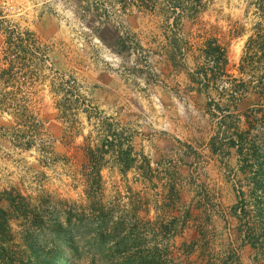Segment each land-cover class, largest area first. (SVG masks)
I'll list each match as a JSON object with an SVG mask.
<instances>
[{
  "label": "rangeland",
  "instance_id": "374dc122",
  "mask_svg": "<svg viewBox=\"0 0 264 264\" xmlns=\"http://www.w3.org/2000/svg\"><path fill=\"white\" fill-rule=\"evenodd\" d=\"M250 1L205 0L194 19L171 30L151 0H0V192L15 189L35 203L49 197L60 206L84 204L89 148L99 155L104 141V200L126 225L116 231L110 223L114 235H130L135 212L152 222L169 219L165 194L172 185L185 203L194 190L214 202L228 187L222 158L209 147L215 121L188 78L195 63L190 50L216 39L235 74L256 21ZM119 141L132 146L136 160L124 174L113 163ZM230 200L228 190L221 201ZM76 225L65 257L99 264L93 236ZM145 235L142 244H151L152 234ZM196 236L190 221L176 243ZM240 253L251 264L249 248Z\"/></svg>",
  "mask_w": 264,
  "mask_h": 264
},
{
  "label": "trees",
  "instance_id": "16d2710c",
  "mask_svg": "<svg viewBox=\"0 0 264 264\" xmlns=\"http://www.w3.org/2000/svg\"><path fill=\"white\" fill-rule=\"evenodd\" d=\"M151 1L154 12L163 16L171 30H176L183 18L192 20L197 16L205 0ZM250 4L256 21L235 74L227 69L226 47L216 39H207L196 52L190 50L195 63L188 78L196 92L205 97L204 109L215 121L209 147L222 158L224 183L232 200L222 203L227 192L224 190L218 192L214 202L207 194L194 190L189 203H185L172 185L165 194L171 208L169 219L152 222L139 218L135 212L138 222L134 218L130 221V235H114L109 230L110 223L114 222L116 231H125L126 225L120 216L113 219L115 208L104 200L103 141L97 148L99 155L89 148L91 156L83 174L84 204L60 206L59 201L53 202L49 197L35 203L15 189L0 192V264H70L63 249L71 245L78 223L93 236L99 249V264H188L193 258H199L197 264H244L240 252L246 246L251 251V264H264V0H251ZM18 36V42L26 47L27 38ZM177 45L176 51L183 54ZM241 102H245L242 108ZM110 125L106 122V127ZM107 143L113 148L112 140ZM118 144L113 163L124 174L136 160L130 153V144L126 148L120 141ZM229 158L233 164L224 162ZM143 162L150 168L146 158ZM197 206L206 213L203 220ZM132 208L136 210V206ZM190 221L196 238L177 244L176 236ZM138 226L144 234L140 235ZM150 233L151 244L143 245L145 234ZM128 247L132 251L128 252Z\"/></svg>",
  "mask_w": 264,
  "mask_h": 264
}]
</instances>
